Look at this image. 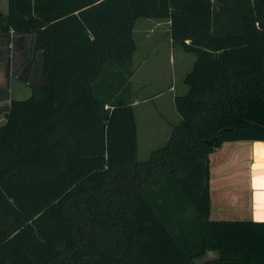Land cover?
<instances>
[{
  "label": "trees",
  "instance_id": "trees-1",
  "mask_svg": "<svg viewBox=\"0 0 264 264\" xmlns=\"http://www.w3.org/2000/svg\"><path fill=\"white\" fill-rule=\"evenodd\" d=\"M139 18L169 19L196 57L180 121L145 161ZM10 32L39 35L45 84L0 126V264H264L263 222L210 218L209 158L264 141V0H9Z\"/></svg>",
  "mask_w": 264,
  "mask_h": 264
},
{
  "label": "crops",
  "instance_id": "crops-1",
  "mask_svg": "<svg viewBox=\"0 0 264 264\" xmlns=\"http://www.w3.org/2000/svg\"><path fill=\"white\" fill-rule=\"evenodd\" d=\"M147 19L141 24L137 19L133 31L136 42L134 74L131 78L134 108L140 103H147L158 97L160 99L167 94V104L175 109V97L186 94L188 89H183V94L178 93L174 67L178 59H184L190 64V57H185L182 52L190 53L174 44L169 19ZM158 30L159 36L155 39V31ZM136 33L143 35L141 44L136 41ZM156 42L159 45V63L153 70L159 72V80L163 79V75L169 80L164 87L159 82V93L154 94V98H141L143 90L156 84L147 82L149 79L141 75L147 61L157 55ZM195 59L194 55L193 64ZM44 84V49L39 35L0 33V126L6 121L5 116L12 101L17 100L13 98L14 94L30 97L33 86ZM177 118L176 124L168 122L169 127L173 128L179 123L180 119ZM169 131L164 135V141L170 137ZM209 158L210 218L264 223V141L225 142Z\"/></svg>",
  "mask_w": 264,
  "mask_h": 264
},
{
  "label": "rangeland",
  "instance_id": "rangeland-1",
  "mask_svg": "<svg viewBox=\"0 0 264 264\" xmlns=\"http://www.w3.org/2000/svg\"><path fill=\"white\" fill-rule=\"evenodd\" d=\"M0 10L3 13H8L9 11V0H0ZM144 21H148L147 18H139L138 23L141 24ZM157 36H159V30L155 31L154 38L156 39ZM137 43L141 44L143 35H139V33H136L135 35ZM158 43L156 42V48L158 49L156 57L150 58L147 61V64L143 66V70L141 75L144 76V78H148L149 80H146L149 83H156L155 85H152L150 87H147L145 90L141 93V98H144V96L154 98V94L159 93V82L164 86L167 85L168 78L166 80L165 75H163V79L159 80V72L154 71L153 69L156 68L159 56V47ZM185 57H190L191 63H186L184 59L180 60L178 59L176 65H175V71H176V81L178 85V93H184L183 89H188V86L185 84V74L186 72L190 71L192 68L193 60H194V54L190 53L187 54L185 52H182ZM150 61V63H149ZM190 65V67H189ZM159 66V65H158ZM27 96V97H26ZM29 95H21L14 94L13 98L17 100L28 98ZM143 100V99H140ZM164 104V106H163ZM135 114L137 118V124H138V156L139 160L145 161L147 160L151 153L158 149L159 147L165 145L168 141H164L163 137L167 133V130H170L169 133H172L173 128L169 127V123L176 124L175 118L180 119V115L178 114L176 107L174 109L173 106L167 104V94L163 96V98H154L150 102L147 103H140L135 108ZM169 122V123H168ZM168 123V124H166ZM169 134V136H170Z\"/></svg>",
  "mask_w": 264,
  "mask_h": 264
},
{
  "label": "water",
  "instance_id": "water-1",
  "mask_svg": "<svg viewBox=\"0 0 264 264\" xmlns=\"http://www.w3.org/2000/svg\"><path fill=\"white\" fill-rule=\"evenodd\" d=\"M216 141H218V138L214 137L212 139L206 140L205 142L209 145H212ZM215 258H220V254L217 252H210L205 257H203L200 261H198L196 264H206L208 262L213 261Z\"/></svg>",
  "mask_w": 264,
  "mask_h": 264
}]
</instances>
